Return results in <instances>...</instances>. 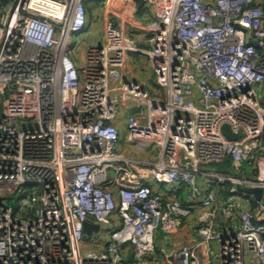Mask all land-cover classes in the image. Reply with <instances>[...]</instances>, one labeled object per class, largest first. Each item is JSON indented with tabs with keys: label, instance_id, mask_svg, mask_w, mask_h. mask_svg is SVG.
<instances>
[{
	"label": "built area",
	"instance_id": "built-area-1",
	"mask_svg": "<svg viewBox=\"0 0 264 264\" xmlns=\"http://www.w3.org/2000/svg\"><path fill=\"white\" fill-rule=\"evenodd\" d=\"M97 1L0 0V264H201L209 243L264 264V0H145L154 97L113 20L90 30ZM89 217L114 226L103 249ZM188 219L198 244L156 242Z\"/></svg>",
	"mask_w": 264,
	"mask_h": 264
},
{
	"label": "crops",
	"instance_id": "crops-1",
	"mask_svg": "<svg viewBox=\"0 0 264 264\" xmlns=\"http://www.w3.org/2000/svg\"><path fill=\"white\" fill-rule=\"evenodd\" d=\"M93 4L87 3L88 14H91L90 8H94L92 14H95V17H97V20L100 22L99 24H103V27L97 29L98 25L94 27L91 25L90 30H97L99 33L101 29H104V23H106V20H113L115 25L123 31L125 35L124 42L131 47L126 57V67L123 70L124 77L137 80L142 84H145V87L149 89L151 87V79L154 78L150 74L147 66L146 50L149 48L150 39L147 18H150V21H156L159 12H150L146 8L145 0H137L135 6L130 8H123L116 0H100ZM124 128V126L120 127L121 132L124 131L125 133ZM143 155L145 154H139V156ZM145 156H148V154ZM196 227L197 223L195 220L188 219L186 222L184 221L180 228L168 236L160 230L156 235V242H160L168 247L174 246L176 248L183 244L196 245L200 242ZM166 237H168V240L165 239ZM99 239L100 242L87 244L86 247L103 249L107 242L104 243L102 235L99 236ZM211 246L213 249H211ZM217 248L218 246L216 243H209L200 249L198 251L200 263L215 264L217 260ZM125 264H135V259L131 251H126Z\"/></svg>",
	"mask_w": 264,
	"mask_h": 264
},
{
	"label": "rangeland",
	"instance_id": "rangeland-1",
	"mask_svg": "<svg viewBox=\"0 0 264 264\" xmlns=\"http://www.w3.org/2000/svg\"><path fill=\"white\" fill-rule=\"evenodd\" d=\"M92 4H93V3H92ZM93 5H94V4H93ZM93 11H94V8H90V13H91V14H89V16L91 17V19H93V16H94V14H92ZM92 22H93V20H92ZM97 25H98V21H96V22L93 23V26H97ZM99 27H103V24H99V25L97 26V29H98ZM102 31H103V29H101V31L99 32V34H101ZM150 74H152V73L150 72ZM153 78H154V77H153ZM150 86H151V87L149 88V92H150V95L153 96V97L157 95V94L155 93V90H158L160 93H162V95L165 93V91H164L163 89L159 88V86L156 84V82H155V78H154V79H151ZM0 114H2V110H1V108H0ZM120 151L123 152V153L126 154V155H134V154H135V155H139V154H140V153L136 152V151L131 147V145L126 141L124 131L121 132V148H120ZM132 151H133V152H132ZM227 165H230V166L236 168L237 171H238V174H239V175H240V170H247V169L251 170V166H250L249 164H246V163H235V162H232L231 164H227ZM162 188L165 189V187H162ZM7 204H11V205L13 206L15 212H17L18 209L21 208V205L18 204V203H16V201H15L14 198H13V199H8V200H7ZM117 226H118V224H117V222H116V223H115V227H117ZM113 228H114V226H112V225H110V226H108V225L103 226L102 229H101L99 232H97V233H98V234H97L98 238H99L100 235H102L103 238H104V239H103V240H104V243L109 242V239H110V233L112 232V229H113ZM160 230H161V229H159V230L156 232V235H157V233H158ZM90 243H95V242H92V241H91ZM157 243H158V242H157ZM215 263H216V262H215Z\"/></svg>",
	"mask_w": 264,
	"mask_h": 264
},
{
	"label": "water",
	"instance_id": "water-1",
	"mask_svg": "<svg viewBox=\"0 0 264 264\" xmlns=\"http://www.w3.org/2000/svg\"><path fill=\"white\" fill-rule=\"evenodd\" d=\"M139 109L137 108H133L130 110V112L132 114L138 112ZM223 132L225 133V135L229 138V139H237L238 137L242 136V133H238V134H233L231 132V129L228 125H225L223 127ZM230 173L234 174V170L231 169L229 170ZM240 191L243 192H247L249 194H253L255 196L256 199H260L262 196V189L260 188H250V187H239ZM84 230L88 233L95 231V232H99L101 230V226L99 224H95L94 223V219L93 217H89L88 220L85 222L84 224Z\"/></svg>",
	"mask_w": 264,
	"mask_h": 264
},
{
	"label": "trees",
	"instance_id": "trees-1",
	"mask_svg": "<svg viewBox=\"0 0 264 264\" xmlns=\"http://www.w3.org/2000/svg\"><path fill=\"white\" fill-rule=\"evenodd\" d=\"M220 168H223V167H220Z\"/></svg>",
	"mask_w": 264,
	"mask_h": 264
}]
</instances>
